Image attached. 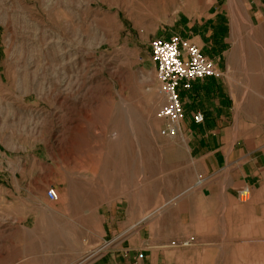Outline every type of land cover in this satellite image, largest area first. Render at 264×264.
Returning <instances> with one entry per match:
<instances>
[{"label":"rangeland","instance_id":"1","mask_svg":"<svg viewBox=\"0 0 264 264\" xmlns=\"http://www.w3.org/2000/svg\"><path fill=\"white\" fill-rule=\"evenodd\" d=\"M246 3L0 0V170L18 180L0 177V264H64L81 248L78 231L64 229L66 207L113 200L137 208L139 198L147 222L175 212L186 220L170 264H264V198L180 192L173 144L183 139L159 135L149 51L153 39L190 40L229 5L243 25ZM50 125L62 133H48ZM50 152L66 163L55 168L75 170L77 180L22 181L31 161L40 171L52 162ZM48 189L57 200H44ZM44 211L58 215L51 229Z\"/></svg>","mask_w":264,"mask_h":264},{"label":"crops","instance_id":"2","mask_svg":"<svg viewBox=\"0 0 264 264\" xmlns=\"http://www.w3.org/2000/svg\"><path fill=\"white\" fill-rule=\"evenodd\" d=\"M244 10L243 25L228 8V15L214 12L197 34L186 37L209 50L206 56L221 73L220 78L197 80L189 89L180 88L183 144L174 143L173 149L177 151L178 187L188 196L197 192L202 199L237 197L247 187L253 198H264V0H247ZM151 68L155 70L153 63ZM197 113L203 116L201 124L193 122ZM48 133L58 135L62 127L50 125ZM49 155L52 162L42 171L31 161L21 171L22 181L77 180L75 170L55 168L66 163L52 152ZM0 177L3 182L18 181L15 173ZM16 188L12 192H21ZM41 194L47 199L46 193ZM139 199L137 208L130 201L119 205L113 200L66 207L64 229L78 231L81 248L66 257L64 264H170L172 239L186 236V220L175 212L147 222L146 202ZM42 213L50 219L48 229L53 228L51 223L58 215ZM98 249L100 256L85 260Z\"/></svg>","mask_w":264,"mask_h":264},{"label":"built area","instance_id":"3","mask_svg":"<svg viewBox=\"0 0 264 264\" xmlns=\"http://www.w3.org/2000/svg\"><path fill=\"white\" fill-rule=\"evenodd\" d=\"M151 61L155 68L157 93L162 104L156 111L155 119L161 123L159 135L168 139L178 137L184 111L180 99V88L189 89L197 80L220 78L221 73L214 60L206 57L202 49L189 40L172 35L167 39H153L149 44ZM203 116L193 117L195 124H201ZM50 201L57 200L54 189L46 191ZM250 190L245 187L237 194L241 203L249 201Z\"/></svg>","mask_w":264,"mask_h":264},{"label":"bare ground","instance_id":"4","mask_svg":"<svg viewBox=\"0 0 264 264\" xmlns=\"http://www.w3.org/2000/svg\"><path fill=\"white\" fill-rule=\"evenodd\" d=\"M138 1L141 4L148 5V4H151V3H160L161 1L164 2L165 0H138ZM229 10H230L231 13L234 11V9H233V7H231V5H229Z\"/></svg>","mask_w":264,"mask_h":264}]
</instances>
